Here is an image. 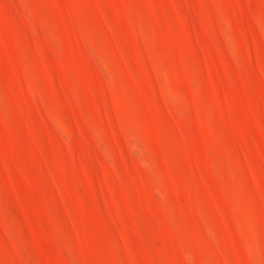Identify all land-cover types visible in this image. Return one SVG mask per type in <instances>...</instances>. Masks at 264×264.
<instances>
[{"label":"rangeland","instance_id":"rangeland-1","mask_svg":"<svg viewBox=\"0 0 264 264\" xmlns=\"http://www.w3.org/2000/svg\"><path fill=\"white\" fill-rule=\"evenodd\" d=\"M0 264H264V0H0Z\"/></svg>","mask_w":264,"mask_h":264}]
</instances>
